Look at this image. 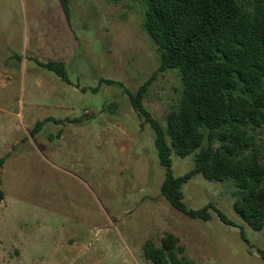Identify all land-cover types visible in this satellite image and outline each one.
<instances>
[{
    "label": "rangeland",
    "instance_id": "obj_1",
    "mask_svg": "<svg viewBox=\"0 0 264 264\" xmlns=\"http://www.w3.org/2000/svg\"><path fill=\"white\" fill-rule=\"evenodd\" d=\"M145 11L142 0H70L67 18L61 0H0V264H153L143 247L166 233L193 264H264V228L234 209V180L197 174L183 194L235 225L213 208L190 218L161 193L155 133L125 89L152 79L143 102L166 129L183 85L158 72ZM51 58L68 81L41 64ZM195 154L172 155L176 177Z\"/></svg>",
    "mask_w": 264,
    "mask_h": 264
},
{
    "label": "trees",
    "instance_id": "obj_2",
    "mask_svg": "<svg viewBox=\"0 0 264 264\" xmlns=\"http://www.w3.org/2000/svg\"><path fill=\"white\" fill-rule=\"evenodd\" d=\"M69 1L62 0L69 17ZM144 28L160 55L158 72L181 76L180 105L167 115V128L146 108L149 79L136 92L125 89L138 115L155 133L159 160L166 168L161 193L177 211L208 220L209 209L235 225L215 206L187 207L183 186L197 174L207 180H234V209L254 230L264 228V0H142ZM68 81L63 62L41 63ZM112 84L113 81L107 80ZM44 122H38L34 131ZM143 125V124H142ZM195 154V167L182 177L173 171L172 155ZM244 235V230H241ZM153 264H193L183 255L180 239L166 233L157 246L143 247ZM264 259V251L260 252Z\"/></svg>",
    "mask_w": 264,
    "mask_h": 264
},
{
    "label": "crops",
    "instance_id": "obj_3",
    "mask_svg": "<svg viewBox=\"0 0 264 264\" xmlns=\"http://www.w3.org/2000/svg\"><path fill=\"white\" fill-rule=\"evenodd\" d=\"M61 5H62V0H61ZM62 9H63V6H62ZM64 30H65V37L68 39V31H67V29L66 28H64ZM49 61H56V59H54L53 60V58H51Z\"/></svg>",
    "mask_w": 264,
    "mask_h": 264
}]
</instances>
